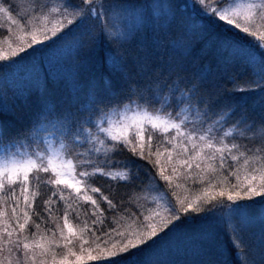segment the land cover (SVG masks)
I'll return each instance as SVG.
<instances>
[{"label": "snow or ice", "instance_id": "obj_1", "mask_svg": "<svg viewBox=\"0 0 264 264\" xmlns=\"http://www.w3.org/2000/svg\"><path fill=\"white\" fill-rule=\"evenodd\" d=\"M0 32V264H264V0H0Z\"/></svg>", "mask_w": 264, "mask_h": 264}, {"label": "rangeland", "instance_id": "obj_2", "mask_svg": "<svg viewBox=\"0 0 264 264\" xmlns=\"http://www.w3.org/2000/svg\"><path fill=\"white\" fill-rule=\"evenodd\" d=\"M4 35H5L4 33L0 32V38H4ZM221 243L223 244V246L225 248L228 247V245H229V237L226 234L221 236Z\"/></svg>", "mask_w": 264, "mask_h": 264}]
</instances>
